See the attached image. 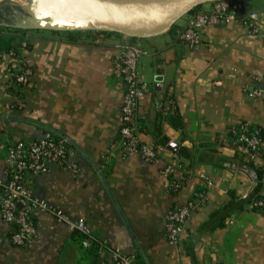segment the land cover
<instances>
[{"label": "crops", "instance_id": "obj_1", "mask_svg": "<svg viewBox=\"0 0 264 264\" xmlns=\"http://www.w3.org/2000/svg\"><path fill=\"white\" fill-rule=\"evenodd\" d=\"M241 2L258 14L257 34L239 22H220L205 28L201 44L189 49L176 37L183 17L172 32L137 40L149 48H143L147 56L138 67L151 90L138 104V137L178 146L177 153L168 151L186 171L176 191L161 174L165 159L144 163L123 157L116 147L122 86L111 62L124 36L0 21V179L12 144L62 139L77 173L49 164L45 173L29 176L37 198L86 223L98 241L133 255L136 264H192L183 244L228 204L229 193L243 200L255 188L254 172L225 145L228 128L240 122L264 134V100L244 92L264 78V0ZM18 46L20 64L31 71L25 87L14 83L21 65L8 56ZM155 76L162 77L159 94L152 90ZM203 190L206 204L192 212L180 244H169L165 217ZM31 218L37 233L22 247L11 245L9 227L0 223V264L108 262L105 252L88 253L74 232L50 216L34 212ZM193 243L195 264H264V216L247 205L233 212L224 228L205 229Z\"/></svg>", "mask_w": 264, "mask_h": 264}, {"label": "built area", "instance_id": "obj_2", "mask_svg": "<svg viewBox=\"0 0 264 264\" xmlns=\"http://www.w3.org/2000/svg\"><path fill=\"white\" fill-rule=\"evenodd\" d=\"M184 18V27L179 29L176 37L189 49L201 44V33L205 28L216 26L220 22H239L252 34L258 33V14L246 11L240 1L207 3ZM26 46V43H22L20 49L24 51ZM115 49L116 54L111 62L112 75L122 86L119 139L116 147H120L119 151L123 157L136 156L144 163H156L165 159L161 174L171 179V188L176 191L185 181L186 171L165 147L155 143H143L138 137V104L151 92L138 67L139 60L147 56V52L126 37L116 44ZM8 56L20 64L19 57L13 51H9ZM20 65L18 72L13 74L14 83L25 87L30 82L31 71L24 63ZM256 81L261 84L259 87L244 89V92L255 99L264 100V78H257ZM227 136L226 147L260 170L258 184L260 191L264 192V140L261 139L259 130L240 122L228 128ZM68 151V144L64 140L45 138L29 143L16 142L7 148L4 178L0 179V223L9 227V242L14 247H22L34 238L37 231L31 215L39 212L78 234L81 248L88 249L95 245L100 253L105 252L108 255L106 264H136L133 255L105 246L93 236L86 223L72 220L32 192L28 177L45 173L49 164H58L72 174L77 173V167L68 159ZM201 178L205 180L207 188L211 187L208 179L203 176ZM207 194L204 190L196 192L186 204L165 217V238L169 244H180L186 223L194 210L206 204ZM249 208L264 216V199L260 193L252 200Z\"/></svg>", "mask_w": 264, "mask_h": 264}, {"label": "water", "instance_id": "obj_3", "mask_svg": "<svg viewBox=\"0 0 264 264\" xmlns=\"http://www.w3.org/2000/svg\"><path fill=\"white\" fill-rule=\"evenodd\" d=\"M103 1L109 6L120 5L136 11L143 18L142 21L131 23L129 16L119 15L113 11L106 14L107 20L102 21L88 16V20L81 23L78 30L82 32H105L122 35L126 38L143 40L168 34L174 24L190 14V12L204 4L217 1L241 0H94ZM112 8V7H111ZM113 9V8H112ZM111 9V10H112ZM86 13V12H85ZM87 15V13H86ZM121 25V26H118ZM49 29L50 27H45ZM55 29V28H53ZM56 30H61L57 28ZM162 77L153 78L152 90L159 94L162 91ZM178 146L169 143L166 150L177 153Z\"/></svg>", "mask_w": 264, "mask_h": 264}, {"label": "bare ground", "instance_id": "obj_4", "mask_svg": "<svg viewBox=\"0 0 264 264\" xmlns=\"http://www.w3.org/2000/svg\"><path fill=\"white\" fill-rule=\"evenodd\" d=\"M38 9L47 12L48 18L55 22L58 27L68 31L78 30L80 21L88 20V16L106 21L110 11L119 15L129 16L131 23L142 21L143 18L136 11L123 6H109L103 1L96 3L94 0H33ZM113 9H112V8ZM112 9V10H111ZM87 15H86V13ZM84 15L85 19H67L69 16ZM121 26V25H118Z\"/></svg>", "mask_w": 264, "mask_h": 264}, {"label": "trees", "instance_id": "obj_5", "mask_svg": "<svg viewBox=\"0 0 264 264\" xmlns=\"http://www.w3.org/2000/svg\"><path fill=\"white\" fill-rule=\"evenodd\" d=\"M197 9H199V7L196 8V9H194V10H192L191 12H193V11H195ZM173 29H174V26L171 28L170 32H172ZM9 51H13L17 57L20 56L19 55V52H18L19 51V46H18L17 49L14 48V49L9 50ZM16 72H18V70H16L14 72V74ZM173 111L174 110H172V112ZM161 113L162 112H160V114ZM170 117H172V116H170ZM172 119H173V117H172ZM259 132H260L261 139L264 140V134H263V132L260 131V130H259ZM53 139L54 140H57V138H53ZM155 144H158V145H161L163 147H166V145L168 144V140H166V139H160ZM241 164L242 165L249 166V168L254 172V175H255V178L256 179H255V188H254L253 192L251 193V195L249 197H247V198H245L243 200H239V199H237L234 196L233 193H229L230 201L228 202V204L225 205L223 209L214 212L210 216L208 222L204 225L203 228H201L200 230H198V232H197V234L195 236H198V235L202 234L205 229H207V231H209V232H214L217 229L224 228V226L226 225L227 220L231 217L232 213L233 212H237L239 210H242L245 206L250 205V203L252 202V200L255 199L256 195L259 193V191L261 189L260 185L258 184V180L260 178V170L258 168H256L253 164H250V163H245V164L244 163H241ZM76 235L78 236L79 241H80V236L78 234H76ZM195 236H193V238ZM193 238H190V242L189 243L183 244V247L186 249V254L190 258L191 263L192 264H195V260H194V250H193V244H194L193 243ZM85 250L88 251V253L93 254L95 257H97V252H99L98 249H97V247L95 245H92V246H90V248L85 249Z\"/></svg>", "mask_w": 264, "mask_h": 264}, {"label": "rangeland", "instance_id": "obj_6", "mask_svg": "<svg viewBox=\"0 0 264 264\" xmlns=\"http://www.w3.org/2000/svg\"><path fill=\"white\" fill-rule=\"evenodd\" d=\"M2 14L4 15L7 14V16H11V18L4 19V17H2L3 16ZM66 18L85 19L84 15L69 16ZM0 21H2V24L13 23L15 26L25 25V27L41 28L45 26L55 29L60 28L55 22H52V20L48 18L47 12H43L36 7L35 2L33 0H0ZM84 21H80L79 23ZM77 32L84 33L82 31H77ZM134 43L138 44L142 48L145 47L144 48L145 50L146 49L149 50L148 46L141 45L139 41H137L136 39Z\"/></svg>", "mask_w": 264, "mask_h": 264}]
</instances>
